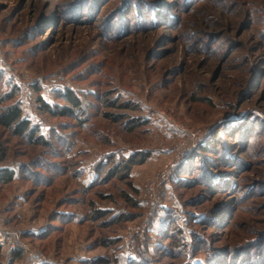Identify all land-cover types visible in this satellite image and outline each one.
I'll list each match as a JSON object with an SVG mask.
<instances>
[{"label":"rangeland","instance_id":"rangeland-1","mask_svg":"<svg viewBox=\"0 0 264 264\" xmlns=\"http://www.w3.org/2000/svg\"><path fill=\"white\" fill-rule=\"evenodd\" d=\"M9 104L47 144L0 126V228L27 248L0 264H248L264 243V0H0Z\"/></svg>","mask_w":264,"mask_h":264},{"label":"trees","instance_id":"trees-1","mask_svg":"<svg viewBox=\"0 0 264 264\" xmlns=\"http://www.w3.org/2000/svg\"><path fill=\"white\" fill-rule=\"evenodd\" d=\"M87 1V0H85ZM125 2V0H123ZM103 4H101L102 6ZM100 7V6H99ZM141 14H144V9H141ZM62 97L66 100V102L69 103V105H66L65 107L60 108V110H56L57 114L65 115V116H72L76 119H78L79 122L82 121V119L78 118L77 112L81 110L82 108V102L78 97L74 96L73 94L65 92ZM40 108L45 112H52V108L50 105L46 102H39L38 104ZM3 109H0V126L4 128L6 131H9L11 134L15 136H19L27 140L29 143H43L47 144V141H44L41 139L40 135L35 136V128L33 127V124L31 121L27 118H25L22 115V110L17 104H9L5 107H2ZM202 150H205V147L201 148ZM139 157H137V154L134 156V158H130L129 160L133 164H141L143 163L145 159V155L143 153H139ZM123 163H119L116 165V168L121 167ZM125 167V165H124ZM127 168V165H126ZM13 169L6 168L4 170H0L2 172L0 174V179L2 182H8L13 177ZM264 236V231L260 232L258 234V237L255 239H252V241H260ZM247 243H242L241 245H238L237 249L241 250V247L246 245ZM258 252V253H257ZM9 254H12L9 256V260L12 259V261H17L20 259V252L17 249L10 250L8 252ZM247 253L250 255L251 251H247ZM235 254V253H234ZM248 256V255H247ZM247 263L251 264L250 262H253V264H264V243L261 242L259 250L256 251V253L253 256H249L247 259Z\"/></svg>","mask_w":264,"mask_h":264},{"label":"built area","instance_id":"built-area-1","mask_svg":"<svg viewBox=\"0 0 264 264\" xmlns=\"http://www.w3.org/2000/svg\"><path fill=\"white\" fill-rule=\"evenodd\" d=\"M168 173V169L165 171V175ZM168 176V175H166ZM154 183H151L150 185V192H149V197L152 198V201H154L156 204L159 202V198L156 195V192L154 190ZM1 226V225H0ZM0 246L5 249L9 250H27L26 246L23 245L19 239V234L15 231L11 232L6 229H1L0 228Z\"/></svg>","mask_w":264,"mask_h":264}]
</instances>
